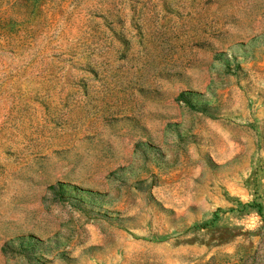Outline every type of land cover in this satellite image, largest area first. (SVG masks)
I'll return each mask as SVG.
<instances>
[{
    "label": "rangeland",
    "instance_id": "1",
    "mask_svg": "<svg viewBox=\"0 0 264 264\" xmlns=\"http://www.w3.org/2000/svg\"><path fill=\"white\" fill-rule=\"evenodd\" d=\"M0 264H264V0H0Z\"/></svg>",
    "mask_w": 264,
    "mask_h": 264
},
{
    "label": "trees",
    "instance_id": "2",
    "mask_svg": "<svg viewBox=\"0 0 264 264\" xmlns=\"http://www.w3.org/2000/svg\"><path fill=\"white\" fill-rule=\"evenodd\" d=\"M186 95H187L186 93H181L180 96H179V98H180V99H183V101H186V99H187V98H186ZM63 184H64V183L59 182V183H57V186H56V187H58V188H59V187H62ZM56 187H55V186H50V189H55Z\"/></svg>",
    "mask_w": 264,
    "mask_h": 264
}]
</instances>
